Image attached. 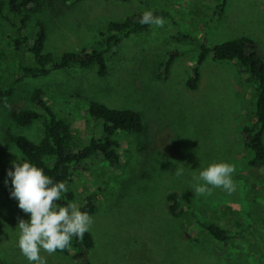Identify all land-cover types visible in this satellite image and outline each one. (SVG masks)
<instances>
[{
    "label": "rangeland",
    "instance_id": "1",
    "mask_svg": "<svg viewBox=\"0 0 264 264\" xmlns=\"http://www.w3.org/2000/svg\"><path fill=\"white\" fill-rule=\"evenodd\" d=\"M38 0L25 12L26 32H46L45 52L59 55L81 47H99L108 21L151 10L164 17L162 28L131 34L104 55L107 73L97 66L72 65L41 76H21L17 62L27 56L9 50L0 23V253L3 264H29L18 246V219L29 214L5 194L12 161L22 156L13 142L24 135L36 142L42 121L21 126L14 118L41 88L58 116L67 119L79 146L103 135L102 121L87 111L90 101L129 108L141 116L139 132H116L115 163L94 155L73 174L70 188L79 206L91 194L96 210L90 232L93 264H264V172L248 165L251 153L241 129L254 109L253 87L241 79L236 61L206 57L197 88H187L202 43L248 36L264 57V0ZM173 59L165 72L164 63ZM7 105V106H6ZM24 158V157H23ZM25 159V158H24ZM235 165L237 190L215 189L197 196L193 176L211 162ZM183 169L176 175V169ZM192 193L191 206L169 214V192ZM214 223L231 232L214 239L201 226ZM68 254L41 252L47 264H83Z\"/></svg>",
    "mask_w": 264,
    "mask_h": 264
},
{
    "label": "trees",
    "instance_id": "2",
    "mask_svg": "<svg viewBox=\"0 0 264 264\" xmlns=\"http://www.w3.org/2000/svg\"><path fill=\"white\" fill-rule=\"evenodd\" d=\"M128 1V0H127ZM38 0H0V23L8 31L7 40L9 50L21 52L30 60L29 64L17 62L21 76H41L51 71L60 70L72 65L79 67L97 66V74L104 76L107 73L105 53L112 47L130 36L148 29L150 25H142L140 12L132 13L121 21H108L105 29L100 31L99 47H81L74 51H65L59 55L45 52L44 44L46 32L43 25H38V30L32 37L26 32L28 15L25 12ZM225 0H221L217 9L221 10ZM257 43L248 36L235 37L220 43L207 45L202 43L199 55L186 81L187 88H197L200 72L199 67L206 57L216 61H236L240 66L241 79L253 87L254 109L250 120L241 129L243 144L251 153L248 165L264 172V57L257 52ZM173 55L164 63L167 71ZM30 102L35 108L21 109L15 113V121L25 126L35 120L42 121V136L36 142L24 135H15L13 142L23 157L36 166L44 169L46 175L54 181L64 182L68 188L58 202L67 205L75 199V192L70 188L73 174L83 168L84 162L97 155L110 163L118 161L116 151L117 140L113 137L116 132L133 133L142 129L141 116L137 111L129 108H110L97 101L88 103L87 111L95 121H102L103 135L100 138H90L85 144L79 146L74 139L70 122L58 116L50 106L49 101L41 88H34L30 94ZM12 185L5 188V194L11 196ZM167 209L170 215L178 217L191 206L192 193L169 192L166 195ZM81 211L88 214L96 210L93 195L88 194L79 205ZM201 226L214 239L227 241L231 232L214 223H201ZM94 246V238L90 231L82 239L73 237L70 248L74 259L81 260L83 264H93L89 259V252ZM57 251L68 254L69 250ZM0 264H3L0 253Z\"/></svg>",
    "mask_w": 264,
    "mask_h": 264
},
{
    "label": "clouds",
    "instance_id": "3",
    "mask_svg": "<svg viewBox=\"0 0 264 264\" xmlns=\"http://www.w3.org/2000/svg\"><path fill=\"white\" fill-rule=\"evenodd\" d=\"M139 22L162 28L166 20L146 10ZM182 173V168L175 170L178 176ZM234 173L235 165L229 162H211L193 176L194 192L197 196L210 197L215 189H220L230 196L237 190L232 179ZM7 175L11 177V197L18 201L19 209L30 216L27 221L18 219L17 225V246L29 264H47L42 251L52 255L68 249L73 237L82 239L90 230L93 218L81 211L77 203H58L68 191L64 182L54 181L44 169L17 155Z\"/></svg>",
    "mask_w": 264,
    "mask_h": 264
}]
</instances>
